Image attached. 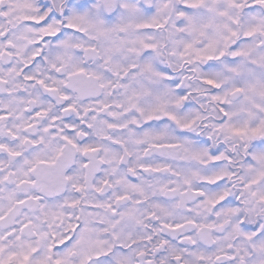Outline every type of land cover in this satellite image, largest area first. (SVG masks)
I'll return each mask as SVG.
<instances>
[{
  "label": "snow or ice",
  "instance_id": "6c2138e0",
  "mask_svg": "<svg viewBox=\"0 0 264 264\" xmlns=\"http://www.w3.org/2000/svg\"><path fill=\"white\" fill-rule=\"evenodd\" d=\"M91 4V6H90ZM167 5H165L166 7ZM264 0H184V4L177 9L178 15L185 19L180 24H187V31L192 33L193 39L181 41L183 51L179 53L185 63L208 62V71L202 76V83L211 90V101L218 106L219 119L212 127L216 133H221L226 139L239 138L251 142L246 147V152L252 153L249 161V175L244 184V194L251 198H258L264 204ZM127 7V5H125ZM143 7V6H141ZM113 5L110 0L96 5L95 0H0V95L11 96L22 81L35 91L42 94L45 101L61 93L57 83L68 86V81H53L41 78L37 61L45 49H63V53L55 57L45 56V60H64L68 58V51L72 48L82 49L85 54L100 55L105 57V62L110 63L114 54L121 51L123 41L113 43L110 48H102L87 43L84 39H76L78 35H87L91 27L94 36L89 39L104 40L112 29L104 28L101 19L111 20L120 10L116 6L112 16H106L105 9L111 11ZM98 9V11H97ZM242 9V13L237 10ZM260 11L258 15L257 12ZM144 14L151 15L154 11L151 7H143ZM159 29V23H145L138 27ZM183 30V29H180ZM203 39L204 47H197V43ZM142 49L157 50V43H144L140 41ZM29 49L30 53H29ZM141 49L135 47L129 52L139 54ZM159 55V51L156 53ZM175 55V51H173ZM150 57L151 52H145ZM230 57V59H229ZM223 62L227 74L218 71L219 63ZM52 67L57 73L61 67L56 63ZM119 64H112L110 70L117 76L116 82H110L113 88L124 87L126 91L125 103L116 107L123 109L125 113H139L144 117L145 124L162 121H171L179 129L180 133L175 138L183 143H150L143 150L147 156L151 149L173 150L170 154L179 159H191L204 165H211V174L199 177L198 172H192L191 176H198L203 184L193 189V195L204 197V188L211 185L220 189L223 179L231 176L225 168L218 166L227 161L232 162L231 156L222 151L223 144L209 148L215 144L212 133L206 137L201 133L192 131L196 121L188 115L183 117L168 110L170 89H149L143 85L136 86L135 78L132 84H122L121 81L129 77V70L135 69L136 64H130L119 71ZM159 71H154L153 64L145 61L141 71L153 77H159L172 81L173 77L166 68L155 66ZM70 76L79 77L71 80V86L82 95L94 96L97 87L104 88L107 85L93 83L100 80V76L87 72L84 67H77ZM87 76V79L84 77ZM180 84V81H175ZM179 96L176 103H184L185 108L190 107L188 95L182 89H178ZM148 99L142 102V98ZM59 100L64 101L62 111L75 112L74 105L69 102L66 94H60ZM29 103H36L31 100ZM147 106H144V105ZM113 106L103 104L99 108H88L86 112H108L111 117H117L118 113L111 111ZM32 120H39L49 115L48 111L41 109L34 113L30 108L24 109ZM59 118L52 117L51 124L44 131L53 129ZM95 119V116H93ZM12 120V113L6 108H0V125ZM66 118L63 128L68 133L75 132V128ZM80 121H76L79 123ZM108 129L128 127L129 124L137 129L141 128L140 120L133 115L123 124L105 121ZM158 126V125H157ZM35 127L32 122L24 125L25 131ZM91 127V125H88ZM205 128L208 126L205 125ZM4 129L0 127V136ZM86 130L77 135H86ZM165 133L157 132L149 128L143 131L142 136H135L130 132L129 136H135L133 144H141L146 140H160ZM192 136L196 137V145ZM7 139H0V264H264V227L254 225L247 221H240L234 225L232 233L238 238L239 243H229L227 250L206 248L198 240L194 239L191 232L198 231L201 236L207 231L223 227L213 223L197 224L193 218L185 217L183 223H168L163 218L171 215L165 197L180 192L179 181L152 186L151 197L156 193L160 198L155 200L150 207L154 209L144 215V211L138 207L143 205L151 197L142 177L144 175L169 173L172 176H180L181 171L175 170L167 163L154 164L152 161H144L136 167H129L127 174H119L115 183L123 186V192L115 195L114 199H97L88 201L81 210L79 216H69L64 230L57 231V222L64 223L65 213L51 202L45 203V198L38 193L58 190L63 182L71 177L63 174L68 160L57 165L56 159L41 158L40 154L29 156L15 148V143L20 137L11 127L7 128ZM61 139L72 148L77 149L85 156L100 151L98 146L81 142L78 146L70 134L63 135ZM114 145L124 143L122 139L105 137ZM43 141V137L40 138ZM23 144L35 146V137L25 135L21 141ZM179 150V151H177ZM58 156L63 154V149H58ZM181 152L183 155H181ZM132 155L128 147L123 148V153H113L110 161H118L121 166L125 157ZM253 162H260V167L253 168ZM104 163L103 160L100 162ZM7 165V166H5ZM85 168L89 164L85 162ZM218 169V170H217ZM71 169H69L70 171ZM92 172L96 169L93 167ZM111 173L116 174L118 169L111 168ZM98 174V173H97ZM190 178L185 174L183 184H190ZM174 184L175 186H170ZM77 192L83 190V185H73ZM112 187L111 177L105 178L95 188L97 193H103L105 189ZM254 189V190H252ZM250 190V191H249ZM129 192L137 194L141 199H132ZM6 193V195H5ZM241 194L231 197L224 190L210 197L206 203L217 206L228 204L225 214L237 211L233 204L238 205ZM132 200L130 206L125 202ZM7 201V207H3ZM246 203L249 201H245ZM185 201L182 199L177 207H182ZM68 208L75 209L79 206V200H66ZM105 210L103 213L94 211ZM256 209H250L255 211ZM264 211V208L261 209ZM189 213L193 210L188 209ZM219 215V213H218ZM147 221V222H146ZM227 223V221H225ZM104 225L103 228L96 227ZM260 229L258 232L257 229ZM143 229V231H141ZM179 234V235H177ZM216 252L213 258L209 255Z\"/></svg>",
  "mask_w": 264,
  "mask_h": 264
},
{
  "label": "clouds",
  "instance_id": "9594fccd",
  "mask_svg": "<svg viewBox=\"0 0 264 264\" xmlns=\"http://www.w3.org/2000/svg\"><path fill=\"white\" fill-rule=\"evenodd\" d=\"M105 0H95L96 5L103 4ZM113 8L111 11L105 9L106 16H112V12L115 11L116 6L120 7V10L116 12L115 16L111 20L101 19V24L104 28L112 29L108 34V38L102 41L96 39H89L95 35L92 28H88L87 35H78L76 39H84L87 43L97 45L102 48H110L113 43H119L123 41L121 51L112 56L110 63L105 62V57L101 52L100 55L85 54L82 49L72 48L68 51V58L64 60H45V56L60 55L63 53V49L56 48L55 43L52 48L45 49L40 59L37 61L39 64V75L41 78L48 79L49 82L53 81H68L69 84L66 87L64 84L57 83V87L61 89L62 94H66L69 97L76 111L65 113L62 111L64 101L59 100V95L56 94L51 100L45 101L42 98L40 92L35 91L34 88L28 86L22 81H17L21 87H18L11 96L5 97L0 95V108H6V110L12 113V120L0 125L4 129L3 135L0 139H7V128L11 127L13 131L20 137L15 143V148L21 152L28 153L29 156L40 154L41 158L56 159L57 165L64 162L66 159L68 162L64 167L63 174L71 177L63 182L62 186L58 190L51 192L38 193L45 198V203L51 202L58 206V209L65 213L64 223L57 222L56 230L63 231L68 223L69 216H79L81 210L85 204L90 200L106 199L112 200L115 195L123 192V186L115 183L118 175L123 173L127 174L129 167H136L138 169L139 163L144 161H152L154 164L167 163L175 170L181 171L180 176H172L169 173H160L152 175H144L142 177L145 182V186L151 192L152 186H158L160 184L169 183L170 181H179L181 184L180 192L186 193L181 196L180 193L170 194L165 197L168 203V208L171 215L164 217L168 223H183L185 217H191L197 221V224L213 223L217 226L223 225V227H217L212 231H207L206 235L201 236L198 231L191 232L194 239L202 243L206 248L219 249L223 247L227 250V245L232 243L236 245L239 243L238 238L233 234L231 238L229 233H232L234 225H238L240 221H247L251 224H258L264 227V204L258 200V198H249L244 194V184L247 181L249 175V161L252 153L246 152V147L251 142H246L239 138L226 139L223 134L216 133L213 129V125L217 123L219 119V113L217 111L218 106L214 104L211 99V90L202 83V76L208 71L206 65L208 62H195L192 64L185 63L180 57L179 53L183 51L181 41H190L193 39L192 33L187 31V24H180L182 18L178 15L177 9L184 4V0H110ZM243 2V0H242ZM127 5V7H125ZM165 5H167L165 7ZM91 6V4H90ZM151 7L154 9L151 15H145L143 7ZM264 7V6H262ZM98 11V9H97ZM238 13H242V9L237 10ZM257 14H260L258 10ZM159 23L161 27L144 28L138 27L145 23ZM183 29V30H180ZM140 41L144 43H157V50L142 49ZM204 40L201 39L197 43V47H204ZM141 49L139 54L129 52L130 48ZM29 49V53H30ZM151 52V56L144 55L145 52ZM159 51V55H157ZM175 51V55L173 54ZM230 59V57H229ZM148 61L153 64L154 71H159L155 66L159 65L160 68H166L168 73L173 77L172 81H167L159 77H153L150 74L146 75L141 71L142 65ZM56 63L61 67V72L57 73L52 67V64ZM218 71H223L227 74L224 68L223 62H218ZM112 64H119V71L122 73L125 67L130 64H136L135 69L129 70V77L121 81L122 84H132L133 78H135L136 86L143 85L151 89H170L168 110L175 112L177 115L183 117L188 115L190 119L200 117L196 121L194 128L195 133H201L203 136H207L212 133L215 144H210L209 148L213 146H219L223 144L222 151L228 153L231 156L232 162H222L218 167L225 168L228 172L232 173L231 176H226L223 179L220 189H215L209 185L204 188L206 195L204 197H198L193 195V189L204 183L199 177L211 174V165L201 164L199 161L191 159H179L177 156L171 155L173 150H156L151 149L147 156L144 155L143 150L148 147L150 143H183L182 140L175 139L180 129L171 121H162L153 123L151 121L145 124L144 117L139 113H125L123 109L116 107L117 104L125 103L126 91L124 87L113 88L110 82H116L117 76L110 70ZM77 67H84L87 72H92L100 76V80L93 81L97 84L107 85L104 88L97 87V92L94 96L82 95L76 88L71 86L70 81L79 79V77L70 76ZM87 79V76L84 77ZM175 81H180V84H175ZM178 89H182L186 95H188V102L190 107L185 108L184 103L177 104L175 101L179 96ZM147 97L142 98V102L147 100ZM31 100H36V103H29ZM103 104H109L113 107L111 111L118 113L117 117H111L108 112H86L88 108H99ZM144 106H147L146 104ZM30 108L32 112L45 109L49 115L42 117L39 120H32L28 113H25V108ZM135 115L141 123V128L137 129L135 126L129 124L128 127H121L117 129H108L105 121H110L117 124H123L130 120ZM57 116L59 119L53 126V129L45 132L44 129L48 128L51 124L52 117ZM95 116V119H93ZM71 118L69 121L75 128V132L68 133L67 129L59 131L63 128L66 118ZM76 121H80L76 123ZM27 122H32L35 127L25 131L24 125ZM91 125V127H88ZM158 125V126H157ZM208 127L205 128L204 126ZM149 128L154 129L157 132L165 133L160 140L149 139L141 144H133L132 140L135 136H142L143 131H147ZM86 135H77V133L84 132ZM135 133V136H129V133ZM70 134L74 142L78 146H83L81 142H86L94 146H98L100 151L95 154H89L85 156L77 149L67 145L61 137L63 135ZM35 137L37 144L35 146L23 144L22 138L25 136ZM43 137V141L40 138ZM105 137H115L124 141L121 145H114L110 140ZM192 145H188L189 148H193L196 145V137L192 136ZM128 147L132 152V155L125 157L123 166L118 161H110L111 155L116 153L118 155L123 153V148ZM58 149H63V154L58 156ZM179 151V150H177ZM181 155L183 153L181 152ZM101 160L104 161L101 164ZM85 162L89 164L88 168L84 167ZM7 166V165H5ZM96 171L92 172V168ZM116 167L118 172L116 174L111 173V168ZM253 168L260 167V162H253ZM69 169H71L69 171ZM218 170V169H217ZM192 172H198V176H191ZM98 173V174H97ZM185 174L190 178V184H183ZM111 177L112 187L105 189L103 193H97L95 188L100 185L101 181L105 178ZM73 185H83V190L77 192ZM170 186H175L171 184ZM226 190L231 197H236L238 193L241 194V199L238 205L233 204V207L237 208L235 213L225 214V210L229 207L228 204H220L217 206L209 205L206 201L215 196L217 192ZM254 190V189H252ZM3 191V189H0ZM250 191V190H249ZM6 195V193H5ZM132 199H141L137 194L129 192ZM160 198V194L157 192L155 197H151L140 207L144 211L146 216L148 212L153 211L150 205ZM185 203L182 207H177L181 200ZM66 200H79L80 204L75 209L68 208L65 204ZM249 202H245V201ZM130 206L132 200L125 202ZM3 207H7V201H4ZM192 209L189 213L187 210ZM250 209H256L250 211ZM94 211L103 213L105 210L96 209ZM219 213V215H218ZM227 221V223H225ZM147 222V221H146ZM96 227L103 228L104 225L97 224ZM143 231V229H141ZM259 232L260 229L258 228ZM179 235V234H177ZM216 252L213 251L209 255L213 258Z\"/></svg>",
  "mask_w": 264,
  "mask_h": 264
}]
</instances>
